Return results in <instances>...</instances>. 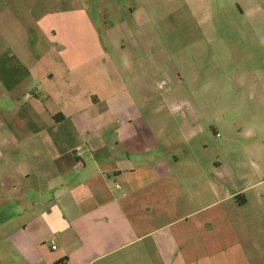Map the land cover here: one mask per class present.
I'll use <instances>...</instances> for the list:
<instances>
[{"label": "crops", "instance_id": "0c3cea01", "mask_svg": "<svg viewBox=\"0 0 264 264\" xmlns=\"http://www.w3.org/2000/svg\"><path fill=\"white\" fill-rule=\"evenodd\" d=\"M14 9L0 8V264H264V209L224 197V160L201 168L194 125L165 148L163 123L118 122L100 100L83 10Z\"/></svg>", "mask_w": 264, "mask_h": 264}, {"label": "rangeland", "instance_id": "374dc122", "mask_svg": "<svg viewBox=\"0 0 264 264\" xmlns=\"http://www.w3.org/2000/svg\"><path fill=\"white\" fill-rule=\"evenodd\" d=\"M28 5L36 17L83 10L86 57L98 49L88 23L101 45L94 87L117 121L163 123L165 148L193 124L187 139L201 168L224 160V197L247 200L241 215L263 211L264 0H1L0 8L16 17ZM151 133L144 139L155 147Z\"/></svg>", "mask_w": 264, "mask_h": 264}, {"label": "trees", "instance_id": "16d2710c", "mask_svg": "<svg viewBox=\"0 0 264 264\" xmlns=\"http://www.w3.org/2000/svg\"><path fill=\"white\" fill-rule=\"evenodd\" d=\"M63 262H65V261H61V262H59V263H56V264H63Z\"/></svg>", "mask_w": 264, "mask_h": 264}, {"label": "built area", "instance_id": "2783aa9c", "mask_svg": "<svg viewBox=\"0 0 264 264\" xmlns=\"http://www.w3.org/2000/svg\"><path fill=\"white\" fill-rule=\"evenodd\" d=\"M55 247H53V249H54Z\"/></svg>", "mask_w": 264, "mask_h": 264}]
</instances>
